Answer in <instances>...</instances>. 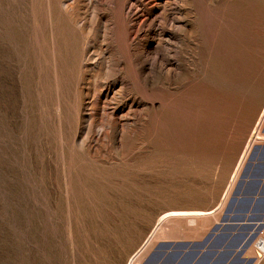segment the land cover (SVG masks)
Instances as JSON below:
<instances>
[{
	"label": "rangeland",
	"instance_id": "rangeland-1",
	"mask_svg": "<svg viewBox=\"0 0 264 264\" xmlns=\"http://www.w3.org/2000/svg\"><path fill=\"white\" fill-rule=\"evenodd\" d=\"M263 112L264 0H0V264H128L219 206ZM247 158L137 264L256 261L264 221H223Z\"/></svg>",
	"mask_w": 264,
	"mask_h": 264
},
{
	"label": "water",
	"instance_id": "water-1",
	"mask_svg": "<svg viewBox=\"0 0 264 264\" xmlns=\"http://www.w3.org/2000/svg\"><path fill=\"white\" fill-rule=\"evenodd\" d=\"M228 220L231 222L236 221V227L240 224L241 228L251 223L253 225L255 222L264 221V144L255 145L248 155L247 162L243 166L239 180L232 191L231 198L225 210L223 221L226 222ZM230 225L225 224L221 228L215 227L208 239L215 234L214 231H221L215 237L219 238L225 234L222 231L234 229ZM243 244L244 236H237L232 241V244L227 246L230 251L229 253L240 251ZM170 246H172L171 243H159L150 252L143 264H159L161 255Z\"/></svg>",
	"mask_w": 264,
	"mask_h": 264
},
{
	"label": "bare ground",
	"instance_id": "bare-ground-1",
	"mask_svg": "<svg viewBox=\"0 0 264 264\" xmlns=\"http://www.w3.org/2000/svg\"><path fill=\"white\" fill-rule=\"evenodd\" d=\"M264 116V112H263V114H262V117ZM261 117V118H262ZM261 121V120H260ZM259 123H261V122H257L256 123V126H255V128H254V130H253V132H252V134H251V136L249 137V139L247 140V143L245 144V146H244V149H243V151H242V153H241V156H240V158H239V161H238V163H237V166H236V168H235V170H234V173L232 174V177H231V180H230V183H229V186H228V188H227V190L225 191V194H224V196H223V199H222V201L220 202V204H218L219 206H217L215 209H210V210H173V211H169V212H166V213H164V214H162V215H160L159 216V218L157 219V221H156V223H155V228L153 229V231H151V234L148 236V238L146 239V241L144 242V244L141 246V248L139 249V250H137L133 255H131L132 257H130V259H129V261H128V264H137L138 263V260H139V257L141 256V253H143V250H145V247L147 246V244L151 241V239L152 238H154L153 237V235H154V233H156V231H158L157 229L160 227V225L165 221V220H167L168 218H170V217H189V218H191V217H199V216H207V215H212V214H214L221 206H222V204H223V202H225V198L227 197V195H228V193H230V191H231V189H232V186H233V184H234V181H235V179H236V177L238 176V173L240 172V170H241V166H242V164H243V162L246 160V158L248 157V155H249V152H250V149H251V147H252V145L255 143V142H257V141H259V140H264V134H261V133H259L258 132V125H260ZM212 217V216H211ZM183 221V220H182ZM185 221V220H184ZM196 222V221H195ZM176 224H178V225H181V223L178 221V222H176ZM173 230V229H172ZM162 232V231H161ZM197 232H198V230H197ZM168 233V232H167ZM191 233V232H190ZM195 233H196V231H195ZM169 234V233H168ZM161 235L162 236H166L167 234H164V232L163 233H161ZM155 236V235H154ZM161 236V237H162ZM195 236V235H194ZM156 238V237H155ZM157 238H158V236H157ZM226 238V237H225ZM258 241V240H257ZM256 241V242H257ZM221 242V241H220ZM217 243V242H216ZM260 243H261V241H258L257 242V246L258 245H260ZM196 246V245H195ZM194 246V247H195ZM248 247V246H247ZM247 247H245V245H244V248H243V252L245 253V254H247V252L249 251V249H253V248H247ZM211 248V247H210ZM209 248V249H210ZM217 248V247H216ZM215 248V249H216ZM227 248V247H226ZM214 249V248H213ZM211 250H212V248H211ZM206 251H207V249H206ZM213 252H214V250H212ZM211 251V252H212ZM223 251L224 250H222V249H217V251L216 252H218V253H220V254H222L223 256H225L224 254H223ZM252 252V251H251ZM215 253V252H214ZM213 253V254H214ZM256 253V252H255ZM227 254V253H226ZM229 254V253H228ZM227 254V255H228ZM233 254V253H232ZM144 255V254H143ZM212 255V254H211ZM218 255V254H217ZM226 255V256H227ZM230 255V254H229ZM257 255V254H256ZM255 255V256H256ZM215 256V255H214ZM218 257V256H217ZM211 258V257H210ZM228 258V257H227ZM230 258V257H229ZM140 259H141V257H140ZM221 259V258H220ZM218 260V259H217ZM227 260V259H226ZM234 261H235V259H233ZM232 260V261H233ZM255 260L256 261H252V260H249V261H247V264H257L258 262H259V260H260V257H259V255H257V257L255 258ZM140 261V260H139ZM215 261V260H214ZM231 261V260H230ZM231 261V262H232ZM196 262V261H195ZM231 262L230 263H228V264H231ZM214 263V262H213ZM232 264H234V263H232Z\"/></svg>",
	"mask_w": 264,
	"mask_h": 264
},
{
	"label": "crops",
	"instance_id": "crops-1",
	"mask_svg": "<svg viewBox=\"0 0 264 264\" xmlns=\"http://www.w3.org/2000/svg\"><path fill=\"white\" fill-rule=\"evenodd\" d=\"M221 246V245H220ZM220 246H218V247H220ZM223 246V245H222ZM166 254V251L164 252V254H162L161 255V257H160V260L159 261H163V259H161L164 255ZM147 258V257H146ZM145 258V259H146ZM237 264H239L238 263V261L236 262ZM185 264H213L212 263V261L210 262V263H203V262H201V261H194V262H189V263H185ZM216 264H227V262H226V260H221V261H218ZM259 264H264V259L263 260H260V262H259Z\"/></svg>",
	"mask_w": 264,
	"mask_h": 264
},
{
	"label": "built area",
	"instance_id": "built-area-1",
	"mask_svg": "<svg viewBox=\"0 0 264 264\" xmlns=\"http://www.w3.org/2000/svg\"><path fill=\"white\" fill-rule=\"evenodd\" d=\"M258 240L261 241V243H260V245L255 247V252L261 258L262 256H264V234L261 235Z\"/></svg>",
	"mask_w": 264,
	"mask_h": 264
}]
</instances>
